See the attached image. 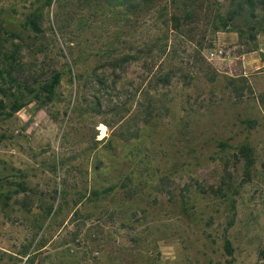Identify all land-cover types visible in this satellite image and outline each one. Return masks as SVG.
Here are the masks:
<instances>
[{"label":"rangeland","instance_id":"1","mask_svg":"<svg viewBox=\"0 0 264 264\" xmlns=\"http://www.w3.org/2000/svg\"><path fill=\"white\" fill-rule=\"evenodd\" d=\"M239 1L51 0L35 35L41 1L0 0L15 80L60 72L0 111V264H264V20Z\"/></svg>","mask_w":264,"mask_h":264},{"label":"trees","instance_id":"2","mask_svg":"<svg viewBox=\"0 0 264 264\" xmlns=\"http://www.w3.org/2000/svg\"><path fill=\"white\" fill-rule=\"evenodd\" d=\"M37 1H41V4L30 10L21 23L22 28L30 30L35 35L41 32L38 21L40 10L49 5L51 0ZM256 1L261 5V9L263 10V13L258 19L264 20V0H240L239 3H237V6L239 7L238 10L232 11L228 18L232 19L231 16L241 15V3L248 4V11H246L244 15H247V18L250 19V23L248 24L250 25L249 29L253 30L255 27V21H258L255 19L257 17L254 15V2ZM227 25V22L222 23V26L226 27ZM262 31L264 32V29ZM254 34L255 32L251 35ZM9 35L10 37H14L19 40L22 39L19 33L12 30L9 31ZM22 47L23 46L20 42H15L12 44L9 52H2L0 49V111L7 106L10 107V112L18 111L23 106L28 104L32 98L41 97L43 101H48L53 97L54 89L59 82V71H54L49 76L42 79L33 77L29 80L17 82L12 76V72L16 63L15 58ZM10 112L7 113L8 116L10 115Z\"/></svg>","mask_w":264,"mask_h":264}]
</instances>
